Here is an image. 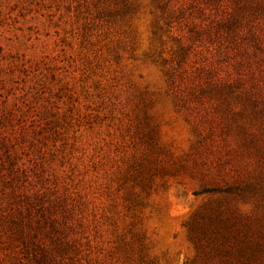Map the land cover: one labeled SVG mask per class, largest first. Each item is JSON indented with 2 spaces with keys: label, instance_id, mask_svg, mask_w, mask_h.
Returning a JSON list of instances; mask_svg holds the SVG:
<instances>
[{
  "label": "rangeland",
  "instance_id": "obj_1",
  "mask_svg": "<svg viewBox=\"0 0 264 264\" xmlns=\"http://www.w3.org/2000/svg\"><path fill=\"white\" fill-rule=\"evenodd\" d=\"M20 212L41 264H264V0H0V264Z\"/></svg>",
  "mask_w": 264,
  "mask_h": 264
},
{
  "label": "trees",
  "instance_id": "obj_2",
  "mask_svg": "<svg viewBox=\"0 0 264 264\" xmlns=\"http://www.w3.org/2000/svg\"><path fill=\"white\" fill-rule=\"evenodd\" d=\"M17 172H19L20 170L16 169ZM25 170H21V174L24 173ZM3 176H6V174H3ZM39 199L42 196V194H37ZM27 199V197H25V200ZM41 201V199H40ZM45 203V202H44ZM19 218L15 220V224L16 226V230H17V235L19 236V239L21 240V244L16 247L17 249L20 248L23 253V261L24 264H38L40 263V261H36L33 259H31V256L34 254L33 252L36 250H42V248L38 245L37 241L33 240V238L31 236H29L26 232L25 229V220H26V216L25 214H22L21 212L19 213ZM50 221L55 222V219H50ZM44 263V262H43ZM41 264V263H40Z\"/></svg>",
  "mask_w": 264,
  "mask_h": 264
}]
</instances>
